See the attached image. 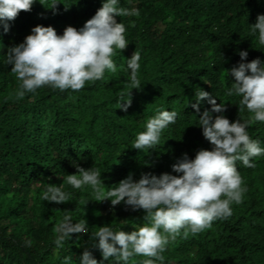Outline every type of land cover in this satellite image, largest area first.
<instances>
[{"label":"trees","instance_id":"trees-1","mask_svg":"<svg viewBox=\"0 0 264 264\" xmlns=\"http://www.w3.org/2000/svg\"><path fill=\"white\" fill-rule=\"evenodd\" d=\"M57 2L51 10L36 0L30 11L9 21L7 34L0 26V264H62L67 256L79 264L85 250L99 264H115L114 257L103 261L92 247V232L111 226L131 234L147 223L146 212L97 202L90 188L64 183L66 176L77 174L76 166L96 167L107 192L130 174L134 182L142 174L178 175L172 166L185 154L194 159L200 150L211 151L191 106L195 91L223 103L230 122L247 119L248 113H239V97L226 95L235 83L228 72L257 58L264 62V48L251 31L264 15V0H120V7L138 9L139 15L116 18L126 27L128 44L112 57L116 73L106 72L78 92L44 87L16 100L18 81L6 64L8 49L37 26L52 27L58 35L69 26L83 27L103 0ZM135 51L141 55L139 89H132L121 70ZM240 51L248 52L246 60ZM128 93L131 107L117 109L119 97ZM163 110H175L178 117L163 131L160 144L146 152L132 148L146 121ZM205 110H211L206 100L200 113ZM247 132L264 147V124H252ZM252 162L253 168L236 162L248 191L241 204L232 205V216L195 237H178L163 254L164 264H264V156ZM49 185L71 193L68 202L42 200ZM66 211L73 222L84 218L89 232L72 234L63 249L55 250L53 229ZM143 259L135 258L137 264Z\"/></svg>","mask_w":264,"mask_h":264},{"label":"clouds","instance_id":"clouds-1","mask_svg":"<svg viewBox=\"0 0 264 264\" xmlns=\"http://www.w3.org/2000/svg\"><path fill=\"white\" fill-rule=\"evenodd\" d=\"M36 0H0V26L4 33L10 30L9 21H14L21 11H30ZM46 7L55 10L57 0H40ZM120 0H103L102 7L83 27H67L62 35L54 28L37 26L23 43L8 49L6 64L18 81L14 92L16 100L26 95H35L39 89L48 87L64 92H78L86 83L99 81L105 73H116L112 57L116 50L128 47L123 23L117 17L138 16V9L120 7ZM255 43L264 48V15L257 17L251 26ZM241 60L248 57L247 51L238 53ZM121 65L132 89H139L138 78L141 55L135 51ZM235 83L227 89L229 97H239V113H248L247 119L230 122L223 115L225 105L217 104L208 92L197 89L196 103L192 108L199 115L198 126L203 137L213 148L200 150L194 159L185 154L173 166L178 175L162 174L159 177L142 174L134 182L130 174L117 186L105 192L101 172L96 167L85 170L76 166L77 174L67 175L64 183L73 189H91L97 202L110 201L112 206L125 204L133 211L144 210L147 223L127 234L111 226L99 227L91 234V245L99 249L103 261L115 258V264H137L136 257H144L140 264H164V253L178 237L187 239L211 229L216 221H226L232 216V205L243 202L248 191L236 162L253 168L254 158L264 156L260 142L250 139L247 129L255 123L264 124V62L259 58L250 63H240L228 72ZM131 93V92H130ZM130 93L119 97L116 107L127 111L131 107ZM207 101L211 110L200 113V103ZM213 113L219 115L213 118ZM178 112L158 111L149 118L145 130L135 135L132 148L146 152L160 144L162 133L176 123ZM71 193L62 186L49 185L41 199L57 205L67 203ZM87 221L83 218L73 222L70 214L63 216L54 226L55 250L63 249L72 234H88ZM79 239V237H78ZM31 246V241H26ZM62 264H73L71 256ZM79 264H99L92 253L85 250Z\"/></svg>","mask_w":264,"mask_h":264},{"label":"rangeland","instance_id":"rangeland-1","mask_svg":"<svg viewBox=\"0 0 264 264\" xmlns=\"http://www.w3.org/2000/svg\"><path fill=\"white\" fill-rule=\"evenodd\" d=\"M161 29V28H160Z\"/></svg>","mask_w":264,"mask_h":264}]
</instances>
